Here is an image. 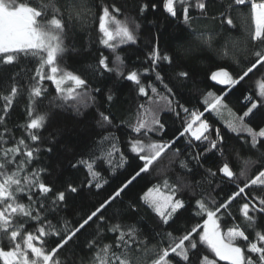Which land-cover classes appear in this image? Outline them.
I'll return each mask as SVG.
<instances>
[{
  "label": "snow or ice",
  "instance_id": "6c2138e0",
  "mask_svg": "<svg viewBox=\"0 0 264 264\" xmlns=\"http://www.w3.org/2000/svg\"><path fill=\"white\" fill-rule=\"evenodd\" d=\"M249 6L253 25L250 42L264 44V0H227L226 4L220 0L222 10L216 12L211 9L217 7V0H162L167 17L189 29V44L181 50L186 58L211 49L218 35L192 29L196 16L219 20L220 29L226 31L234 26L231 13L235 11L247 18L243 8ZM150 8L158 10L157 3H142L139 13L145 15ZM121 13L119 6L106 0H40L39 5L30 0H0V264H264V160L257 164L239 151L230 156L228 139L219 127L213 134V124L206 116L207 113L219 118L249 150L264 149V73L255 81L254 95L244 97L241 111L233 110L226 102L231 91L250 73L264 68V50L254 51V62L239 73L226 67L212 71L208 79L214 82L213 86L222 87L218 92L202 93L203 110H190L180 103L175 89L159 71L164 65L179 61L180 56L162 52L158 40L146 54L147 67L125 70L124 61L115 53L120 45L137 42L140 24L128 17L119 19ZM97 16L99 43L114 56L101 54L88 69L130 82L143 99L126 124L130 130L126 150H122L123 142L111 131L125 125V121L115 124L110 110L98 108L97 126L101 132L95 144L99 155L93 151L74 157V162H70L73 174L59 184H49L46 177L50 169L41 160L42 154L54 151L42 140V130L51 114L49 108L65 104L79 112L81 107L96 101L89 81L60 67L59 60L68 50L69 30L77 25L84 27ZM219 55L235 57V52H230L225 44ZM24 61H35L34 70L22 66ZM148 74L154 75V80L145 83ZM175 78L187 81L192 77L184 69L177 71ZM46 81L55 86V96L42 109L49 93ZM25 92V119L9 127L14 103ZM105 100L111 105L115 97L109 92ZM162 112L174 113L177 118L184 114L178 134L168 139L164 138L167 128ZM16 131L21 135H15ZM182 139L183 144L177 147ZM168 153L173 157L170 164L184 155L179 164L188 174L193 171L189 167L193 161L204 169L203 181L210 190L196 197L193 185L183 183L180 177L173 182L165 167L157 169L161 177L157 183L138 197L129 198L127 210L137 212L138 200L161 225L170 226L190 208L191 214L184 217L183 226L145 233L136 222H126L119 211L108 214L113 205L123 202L138 178L150 174ZM209 155L216 158L214 168H204ZM130 159L139 162L128 172ZM233 160L242 164L239 172L234 169ZM121 169L127 174L120 173ZM118 174L122 178L111 190L94 203L82 206L76 218L60 215L82 193L95 189V194H99ZM214 182L216 188H211ZM200 183L196 181L195 186ZM221 185L234 186L235 190L224 197L213 195L218 189L222 191ZM189 188H193L194 203L182 198L181 193ZM237 198L243 200L239 217L231 210ZM77 249H87L90 255H81Z\"/></svg>",
  "mask_w": 264,
  "mask_h": 264
},
{
  "label": "trees",
  "instance_id": "16d2710c",
  "mask_svg": "<svg viewBox=\"0 0 264 264\" xmlns=\"http://www.w3.org/2000/svg\"><path fill=\"white\" fill-rule=\"evenodd\" d=\"M34 5H39L40 0H30ZM98 2V0H97ZM107 3H115L122 9V13L118 16L119 19L128 17L129 19H135L140 24V28L137 32V42L135 44H123L116 50L115 54H118L124 61L125 70L129 71L133 68L142 69L148 65L144 62L148 50H150L152 44L158 40L159 46L162 52L176 53L180 56L179 61L174 62L171 66L164 65L159 69L161 74L165 77V80L170 83L177 94V98L180 103L185 104L190 110L193 108L202 109L200 103L201 95L205 90H211L218 92L222 86L214 85V82L208 79L211 72L217 70L218 67H226L229 71L235 73L241 72V70L248 66L250 62H254L252 53L254 51L264 50V44L250 42V34L253 28L250 16V6L243 8V13L246 15H239L233 11L231 13L234 20V26L229 30L222 31L219 26V20L213 21L212 19H204L196 16L192 22V29L197 31H203L208 33H218L213 41L211 49H205L201 53H197L195 58H186L182 49L186 48L189 44L190 37L188 31L182 23L178 20L167 17V14L163 12L162 0H106ZM142 3H157L158 10H152L151 8L145 15L139 13V7ZM226 4L227 0H223ZM220 0H217V7L211 9V11H220ZM101 34L98 30V16L95 19L89 20L84 26H76L74 30L70 29L68 32V39L66 40L67 52L59 60V65L68 71L77 72L89 81L90 88L92 89V95L96 97L94 104H89L87 107H81L79 112H76L70 105L62 104L59 107L49 108L50 118L46 124V127L42 130V140L44 145L51 146L54 151L52 153L42 154L41 160L46 163L50 169V174L46 177L49 184H59L66 177L73 174L74 170L70 167V162H74V157L80 154L88 155L95 151L99 155V148L95 142L98 139L97 134L101 132V129L97 126V109L110 110L115 117V124H120L123 120L125 125L119 127V129L113 128L111 131L115 132L116 136L123 142L120 147L125 149V145L128 140L129 129L126 127L127 122L131 119L132 113H134L136 105L142 100V97H138L135 91V86L130 82L118 79L114 74L105 73L100 75L99 73H93L88 69L90 64L95 65L96 61L101 54L112 58L114 53L99 43ZM228 45L230 52H235V57L229 56L224 58L219 55V50L225 45ZM31 59V58H30ZM27 68L34 70L35 61L29 64L27 61L23 62V65ZM188 70L191 73V79L187 81H179L175 78V73L179 70ZM264 73V68L254 70L249 74L245 80L237 86L227 97L228 105L233 110L239 112L244 105V97L249 94L255 93V81L261 77ZM2 76V74H0ZM148 79L154 80V75L148 74L145 79V83ZM23 84L24 81L21 80ZM2 84V80H0ZM45 86L48 87V98L43 101L42 109L44 106H48L49 101L55 96V86L51 85V82L46 81ZM101 89L102 91L96 92L95 89ZM111 92L115 97L114 103L108 105L106 103V95ZM27 103L26 92L17 98L14 103V107L11 110L9 117V127L20 124L25 119V106ZM60 104L59 101H57ZM2 105V101H0ZM161 116L163 121L166 122L167 132L164 134V138L168 139L174 134H178L177 130L181 129L182 120L184 114L181 113L180 118H177L174 113L162 112ZM209 121L213 124L214 129L219 127L228 139L230 146L229 155L234 152H241L242 156L246 159L255 161L257 164L261 160H264V156L261 155L264 149L249 150V148L243 144V141L237 138V134L231 133L224 126L223 122L215 117V115H209ZM15 135H21L20 131H16ZM183 144V139L177 145L180 147ZM173 159L172 153H168L163 160L160 161L150 174L143 175L134 183L130 188L128 194L124 197L123 202H117L109 209L108 214H112L119 211L128 223L136 222L138 227L145 233L153 232V230L170 231L172 228L181 227L184 224V217L191 214V209L181 213V216L177 221L170 226H163L159 223L155 215L146 207L141 206L137 200V212H128L127 205L129 198H136L147 187L157 183L161 177L157 173V169H164L167 167L166 174L173 182H177V178L180 177L183 183L194 186L196 197H199L202 193L210 190L209 185L203 181L204 169L198 168L193 161L189 163V167L193 170L191 174L187 173L186 169H181L179 161L185 159L184 155H181L174 163H169ZM138 160L130 159L129 164L126 166L128 172L138 163ZM204 168L216 167V158L209 155L203 162ZM234 169L239 172L242 164L233 160ZM35 166V165H34ZM255 167V165H253ZM120 173H125L124 169L120 170ZM107 177L109 174L104 173ZM121 175L109 180V185L105 186V189L99 194H95L96 190L93 189L92 193H82L77 200L71 204L64 212H61V216H66L68 219H74L82 206L94 203L105 195L106 192L111 190ZM200 181L198 186H195V182ZM211 188H216V182L211 185ZM221 190H217L213 195L224 197L225 193L230 194L235 190L234 186L225 187L221 185ZM193 188L185 189L181 195L186 203H194V197L192 196ZM243 202L241 198H237V201L232 205V212L239 217V206ZM231 221V217L228 218ZM95 228V225H93ZM92 231V229H89ZM83 239V237L81 238ZM52 240H55L53 237ZM51 243V241H50ZM54 246V244H52ZM71 247V245L69 246ZM81 255H90L87 253V249H77ZM67 252L61 253L63 256ZM195 260V257L193 258ZM219 264H226L224 261H220Z\"/></svg>",
  "mask_w": 264,
  "mask_h": 264
},
{
  "label": "rangeland",
  "instance_id": "374dc122",
  "mask_svg": "<svg viewBox=\"0 0 264 264\" xmlns=\"http://www.w3.org/2000/svg\"><path fill=\"white\" fill-rule=\"evenodd\" d=\"M214 71H216V70H214Z\"/></svg>",
  "mask_w": 264,
  "mask_h": 264
}]
</instances>
